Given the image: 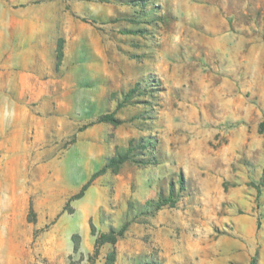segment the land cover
Here are the masks:
<instances>
[{"label": "rangeland", "instance_id": "1", "mask_svg": "<svg viewBox=\"0 0 264 264\" xmlns=\"http://www.w3.org/2000/svg\"><path fill=\"white\" fill-rule=\"evenodd\" d=\"M114 250L264 264V0H0V264Z\"/></svg>", "mask_w": 264, "mask_h": 264}, {"label": "trees", "instance_id": "2", "mask_svg": "<svg viewBox=\"0 0 264 264\" xmlns=\"http://www.w3.org/2000/svg\"><path fill=\"white\" fill-rule=\"evenodd\" d=\"M103 121L107 122V121H109V119H103ZM113 122H117V121L114 119ZM126 160H127V157H125L122 154H118L115 158H113L111 163L113 165L120 166ZM123 233H124V229L120 230L118 232L113 230L109 234H101V235H99L98 238H97L98 247L102 246V245H104L106 243H111L112 245H116L118 240H119V238H121L123 236ZM115 260H116V251L114 250L108 255L106 264H114Z\"/></svg>", "mask_w": 264, "mask_h": 264}]
</instances>
